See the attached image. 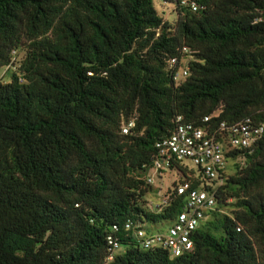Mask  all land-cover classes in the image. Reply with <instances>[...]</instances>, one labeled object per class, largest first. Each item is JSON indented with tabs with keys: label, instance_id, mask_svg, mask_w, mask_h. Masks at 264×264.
Returning a JSON list of instances; mask_svg holds the SVG:
<instances>
[{
	"label": "trees",
	"instance_id": "1",
	"mask_svg": "<svg viewBox=\"0 0 264 264\" xmlns=\"http://www.w3.org/2000/svg\"><path fill=\"white\" fill-rule=\"evenodd\" d=\"M182 1L167 20L152 0H0V264H264V135L233 147L230 131L264 125V0ZM182 124L222 145L220 183L170 160L150 208ZM179 185L216 201L192 250H143L125 223L171 226Z\"/></svg>",
	"mask_w": 264,
	"mask_h": 264
},
{
	"label": "built area",
	"instance_id": "2",
	"mask_svg": "<svg viewBox=\"0 0 264 264\" xmlns=\"http://www.w3.org/2000/svg\"><path fill=\"white\" fill-rule=\"evenodd\" d=\"M160 1L164 2L165 0ZM187 2L188 0H183L181 4L185 6ZM191 8L193 11L197 10L195 4H192ZM169 68L175 82H180L188 76L187 69L184 66H178L176 59L170 60ZM131 126L132 124L128 127ZM128 127L123 129L125 134L128 132ZM224 127L223 124L222 128ZM230 131L233 134L231 139L233 147L249 148L264 135V125L257 127L234 126L230 128ZM160 148V155L165 159L154 164L147 179L148 184L153 185L155 178H162L168 174L170 160L190 163L192 167L200 168L209 181L220 183V171L225 166L223 147L213 138H207L201 129L182 124L169 140L163 142ZM177 194L187 195V209L182 211L176 221L164 231L150 233L145 229V225L125 223V230L133 231L134 237L143 250L164 249L172 257H180L192 250L191 235L198 228L204 213L215 207L216 201L214 196L208 192L189 190L187 185H179ZM109 244L113 247V251L120 249L116 241L112 239H109Z\"/></svg>",
	"mask_w": 264,
	"mask_h": 264
},
{
	"label": "rangeland",
	"instance_id": "3",
	"mask_svg": "<svg viewBox=\"0 0 264 264\" xmlns=\"http://www.w3.org/2000/svg\"><path fill=\"white\" fill-rule=\"evenodd\" d=\"M155 8L158 10V12L163 13L162 15L165 17L167 20H172L174 15L171 13L172 11V6H169L166 3L161 2L160 0H152ZM1 75L0 78H3L4 82H8L9 79V73L7 71H0ZM190 167L192 165L190 163H187ZM163 181H160V178H155V182L153 183V190L151 193L147 194L144 198L145 202L148 204L150 208H154L155 206H158L163 203V197L166 194L167 190L172 188V184L178 180V175L174 171H169L168 174L163 176ZM145 229L150 232V233H156L160 232L161 230L164 231L167 229L166 227L164 228L163 226H159V230L156 228H151L148 225L144 226ZM147 227V228H146ZM161 231V232H162Z\"/></svg>",
	"mask_w": 264,
	"mask_h": 264
},
{
	"label": "crops",
	"instance_id": "4",
	"mask_svg": "<svg viewBox=\"0 0 264 264\" xmlns=\"http://www.w3.org/2000/svg\"><path fill=\"white\" fill-rule=\"evenodd\" d=\"M163 178H164V177L160 178V181H161V182L163 181Z\"/></svg>",
	"mask_w": 264,
	"mask_h": 264
}]
</instances>
